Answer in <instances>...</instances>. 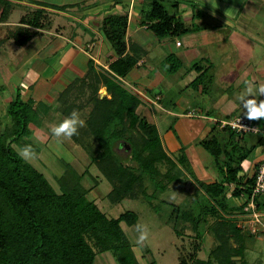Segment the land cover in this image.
<instances>
[{
	"label": "trees",
	"instance_id": "1",
	"mask_svg": "<svg viewBox=\"0 0 264 264\" xmlns=\"http://www.w3.org/2000/svg\"><path fill=\"white\" fill-rule=\"evenodd\" d=\"M166 1L172 2L173 8H178L181 3L180 0H149L148 7L141 11V25L159 38H180L201 29L195 19L202 10L195 0L186 2L194 11L191 24L179 16L177 8L168 9ZM0 3V22H6L16 2L0 0ZM34 3L58 10L72 6L39 0ZM46 21L49 16L45 9L36 8L24 14L15 29L9 28L8 33L1 36V43L13 39L16 44L24 45L38 31L27 25L44 28ZM128 22L127 13H112L103 18L101 30L117 59L110 63V70L100 74L94 73V62L91 61L85 76L76 77L57 96L56 110L65 117L73 110L85 112L89 109L86 124L100 144L99 149L92 147L95 151L90 152V163L84 172L79 173L71 163L66 164V169L57 177L59 190L31 162L21 160L14 146H25L24 142L33 135L32 125L42 127L53 105L32 97L24 98L20 86L6 103L5 113L10 123L0 132V264H95L98 253L108 251L118 264H141L121 225L122 222L136 225L139 214L135 210H126L118 217H109L88 197L89 189L82 184V178L90 174L93 165L112 184L108 198L113 203L142 196L151 204L149 199L156 198L158 190L165 192L169 185L182 179L184 174L180 170L174 171L178 165L191 169L187 172L193 177V186L194 181L198 183L190 166L187 145L180 143V138L173 133L179 142L178 156L173 159L163 145L157 125L139 111L145 100L122 81L146 54L134 42L128 46ZM205 63L200 59L191 64L189 71L198 74L189 86H203L204 90L206 83L213 80L211 65L205 66ZM182 65L175 53L168 54L163 61V67L170 75ZM103 86L107 88V94L101 97ZM86 88H89V94ZM236 116L214 119L211 134L200 141L212 156L213 168L218 174L213 181L198 183L200 189L194 186L193 194L204 195L203 203L198 209L172 203L174 207L165 220L177 236H184V227L195 232L192 253H187L191 262L184 259L182 264H250L245 256V241L246 236L255 233L239 227L238 221L253 194L256 171L263 160L252 176L241 174L243 163L250 158L255 146H247L244 141L247 133H239L230 125L222 124V120ZM254 121L264 127L261 119ZM249 133L260 135L264 143L261 133ZM71 139L89 153L77 135ZM93 179L97 182L95 177ZM151 186L152 193L149 192ZM255 199L258 208L264 211V194L256 195ZM150 207L162 213V206L151 204ZM201 223L206 226L204 232L199 229ZM206 234L213 235L216 243L206 258H200L197 252L203 248Z\"/></svg>",
	"mask_w": 264,
	"mask_h": 264
},
{
	"label": "crops",
	"instance_id": "2",
	"mask_svg": "<svg viewBox=\"0 0 264 264\" xmlns=\"http://www.w3.org/2000/svg\"><path fill=\"white\" fill-rule=\"evenodd\" d=\"M180 1L178 8L176 6L172 10L177 8L179 16L187 24H191L193 8L187 3H182L185 0ZM198 1L201 2L198 5L202 13L196 16L195 22L201 26V29L185 34L190 38H188V45L179 38H159L146 26L141 25V11L148 7L149 0H63L61 5H72L65 10L31 4L30 7L33 9L30 11L39 7L44 8L50 22L46 21V26L39 29L27 25L31 30L38 31L24 45H18L14 41L13 48L16 47L18 50H14L16 54L13 52V55L21 56L20 61L15 64L17 68L8 69L2 64L3 57L7 54L5 51L13 49L12 46L9 49L2 46L4 48L1 49L0 95L6 97L8 102L15 88L20 86L24 98L32 97L35 100L44 101L51 92L61 93L76 77L85 76L91 61L94 62L95 74L110 70V63L117 59V55L101 30V22L109 14L127 13L129 16L126 34L128 46L130 42H134L145 50L146 54L122 78V81L129 86H137L149 95V101L143 100L145 103L139 108L142 114L147 115L150 111L149 106H155L178 118L193 117L212 121L216 118L245 115L244 105L240 99L245 90V82L253 81L257 86L264 84V34L255 30L254 35L249 33L241 35L237 29L229 32L224 29V26L236 23L239 17V14L230 12L231 9L225 6V3L233 2ZM70 10L74 11L73 16L78 22L60 17V15L70 16L67 15V11ZM23 15L24 13L20 18ZM212 18L222 24L212 22ZM231 20L234 22H230ZM19 21L8 20L0 22V25L5 28H8L7 25H12L15 29L20 24ZM178 40L181 42L180 45L177 44ZM9 41L13 43V40ZM30 43H34L33 49H27L31 46ZM184 45L189 51L179 52L177 49ZM213 45L216 47L214 48ZM161 46L163 55L175 53L183 62L182 67L175 74H168L162 66H157L153 70V66L157 65H153V62H158L154 55L158 48L161 50ZM200 59L206 62L205 66L211 65L210 72L213 75V80L206 83L204 90L203 86L198 88L189 86L198 74L194 70L189 71L190 66ZM2 86L7 88L3 89ZM172 86L178 88V95L174 99H168ZM102 89L106 95L107 88L103 86L101 91ZM100 96L103 97L104 94L101 92ZM255 99L264 100V96L256 94ZM261 120L264 124V119ZM201 133L196 139L197 142L187 145L186 151L190 159L193 156L199 159L205 151L199 141ZM244 141L248 147L255 146V149L250 155L251 159H247L244 162L245 165L243 163L244 170L241 174L252 176L264 159V143L260 135L251 133L244 136ZM177 147L178 143H176V149ZM204 168L208 171L201 169V173L198 171L200 176L208 181L217 178L218 174L213 168V162L205 165Z\"/></svg>",
	"mask_w": 264,
	"mask_h": 264
},
{
	"label": "rangeland",
	"instance_id": "3",
	"mask_svg": "<svg viewBox=\"0 0 264 264\" xmlns=\"http://www.w3.org/2000/svg\"><path fill=\"white\" fill-rule=\"evenodd\" d=\"M12 1L13 3H16L14 4L15 9L13 10L9 18V21L11 22L19 21V18L23 13L28 14L32 12L30 10L33 8L30 7V5L35 4V0ZM39 1H47L50 3L61 5L63 0ZM195 1L198 4L201 3L198 0ZM223 1L233 2H227L230 4L225 3V6H228V8L231 9L230 12L232 11L235 14H239L236 23L231 24L230 26H224V29H227L228 32L232 31L233 29H237V31H239L241 35L242 33H249L254 35L255 30H258L262 34H264V0ZM186 2L187 0L183 1L182 3ZM165 4L168 9H173V7L171 6L172 2L166 1ZM73 13L74 11L72 12L70 10L67 11V15H70L71 17L63 15H60V17L64 20L78 22L77 20H75L76 18H74ZM212 22H218V20L216 21L215 18H212ZM230 22L234 21L231 20ZM218 23L222 24L220 21ZM6 27L8 28H5V26L0 25V94L2 85L1 49L4 48L2 46H6L8 49L11 46L12 48L13 46H15L13 39H11L13 40V43H11V41L8 42V40L1 43V36L4 37L8 33L9 28H14L15 26L7 25ZM188 38V36L184 35L181 36L179 40L183 41L186 45H188ZM200 38H204V36H200ZM29 45L31 46H29L27 49H33L34 43H30ZM186 45L177 50L181 53H185V51L187 53L189 50H187ZM213 47L215 48L216 45H213ZM14 50H18V48L16 49V47H14L12 50L9 49L5 51V53H7L6 56H4L3 54L4 63L2 64L5 65V67L8 69L17 68L15 64H17L21 59L20 55H13V52L16 54ZM162 50L163 47L161 46V50L158 48V51L154 55L155 57H157L158 62H153V65L157 64L153 66V70L157 66L163 67V61H165L166 54L163 55L161 53ZM161 58L163 59L160 60V62L159 59ZM163 69H165V67H163ZM125 85L128 86L129 84L125 82ZM2 88L6 89L7 87L2 86ZM103 89L101 92L105 95V91H103ZM86 91L89 94V88H86ZM169 91L170 92L168 94V99H174L177 97V87L172 86ZM59 94L60 93L58 92H51L49 96H46L47 99H44V101H46L48 104L51 103L53 105V108L45 116L42 127L38 128L35 125H32L33 135L29 137L26 142H24L25 145H32L36 152V156L31 161V163L35 167H37L39 171L44 173L50 183L57 190H59L57 177H59L66 169V164L71 163L79 173H82L86 169L87 165L90 163V152H93L95 151L94 149H99L100 147L99 142L91 133L87 124L85 127L79 129L77 136L82 141V143L87 146L89 153L85 151L80 145L75 144L71 138H62L61 142H58L57 138L52 135L50 131V126L59 123L65 117L56 110V106L58 105L57 96H59ZM6 101V97H1L0 95V132L4 130V126L6 124L10 123L9 117H7L5 113L7 103ZM149 107L150 111L147 113L146 117L150 122L155 123L157 125L158 130L160 132V136L162 138L163 145L167 153L173 159L178 156L176 152L177 140L175 138V134L180 138V143L182 142L184 145H192L195 141H198L196 139H198L197 137L201 132V140L208 134H211L212 128L215 124L213 120L211 121L207 119H199L193 117L178 118L174 115H170L166 112H163L158 107ZM86 111H80L81 117L85 121L87 117ZM170 126H173V129H170L171 131H169ZM14 146L17 149L20 148V146H17L16 144H14ZM92 147L95 148L92 149ZM203 153L201 154L202 156H199V159H196L195 156L190 159V156H188L190 160V166L194 172V179L197 178L198 183L208 181L203 176H200L199 173H201V169L203 171H206L207 168H204V166H207L208 164L213 162L212 156L206 150ZM186 168L188 171L191 170L188 169L187 166ZM179 170L181 174H184L181 180H178L177 182H174L173 184L169 185L168 189L165 192L158 190V192L155 194L156 198L153 196L151 197L152 199L148 198L152 201L151 204H154L155 206L158 205V207L162 206L161 214L160 211L156 212L155 210H153L150 207L151 204L148 201H145L142 196L141 198L137 199L126 198L119 203L111 202L108 198V193L112 188V184L101 174V172L95 165L90 167V174H86L82 178V184L89 189L88 197L91 200H94L96 204L100 207V209L106 212L109 217H118L122 212L126 210H135L139 214L138 223L146 224L148 226L149 240L145 242L144 246H139L136 243L138 233L135 231V225L129 226L124 222H122L121 224L123 229L127 233L130 241L132 242V245L141 264H182L181 260L184 259H186V261L189 263L191 262L190 260H188L189 257L187 258V253L190 251L192 253L195 232H193L192 229H190L189 227H184V236H177L171 224H168L167 222H165V220L169 218L168 213L171 212L174 207L172 203L175 205L182 204L183 207L193 206L197 208L200 204L203 203L204 195H202L200 192L193 194V190L195 189V187L200 189L199 184L194 181L195 187L193 186V177L181 165H178V167L174 171L178 173ZM93 177H95L97 182H95ZM149 192H153L152 186L149 189ZM163 200H167V202H164ZM236 203H238V200ZM209 219L212 220V217H210ZM199 229L204 232L206 226L201 223ZM206 236L207 237L204 240L203 248H201V250L197 252V256L200 258H206L208 256V253L210 252V249L214 247L216 243L215 237L213 235L206 234ZM245 243V256L249 263L264 264V231L254 234L253 236H246ZM95 264H118V262L114 255H112L111 252L108 251L104 253H98Z\"/></svg>",
	"mask_w": 264,
	"mask_h": 264
},
{
	"label": "clouds",
	"instance_id": "4",
	"mask_svg": "<svg viewBox=\"0 0 264 264\" xmlns=\"http://www.w3.org/2000/svg\"><path fill=\"white\" fill-rule=\"evenodd\" d=\"M264 96V84L255 85L253 81L245 82V90L241 94V102L244 105L245 116L249 120L264 119V100L255 99V95ZM86 126V121L81 117L77 110H73L68 116L64 117L59 123L50 126V131L58 142L62 138H71L78 134L80 128ZM17 155L21 160L30 163L36 156V152L32 145H25L17 149ZM135 231L138 233L136 243L144 246L149 240V229L146 224L137 223Z\"/></svg>",
	"mask_w": 264,
	"mask_h": 264
},
{
	"label": "built area",
	"instance_id": "5",
	"mask_svg": "<svg viewBox=\"0 0 264 264\" xmlns=\"http://www.w3.org/2000/svg\"><path fill=\"white\" fill-rule=\"evenodd\" d=\"M177 44L181 42L178 40ZM133 90L140 95L143 100L149 101V96L142 90L130 86ZM223 125H230L232 129L239 133H261L264 138V127H261L256 121L249 120L245 115L236 116L231 120H222ZM264 194V159L260 163L258 170L256 171L255 185L253 194L250 197L249 202L244 208V214L239 216L238 225L244 229H249L252 233H260L264 231V211L258 208L256 195ZM249 227V228H247Z\"/></svg>",
	"mask_w": 264,
	"mask_h": 264
},
{
	"label": "water",
	"instance_id": "6",
	"mask_svg": "<svg viewBox=\"0 0 264 264\" xmlns=\"http://www.w3.org/2000/svg\"><path fill=\"white\" fill-rule=\"evenodd\" d=\"M127 146V148L129 149L130 148V146L129 145H126Z\"/></svg>",
	"mask_w": 264,
	"mask_h": 264
}]
</instances>
